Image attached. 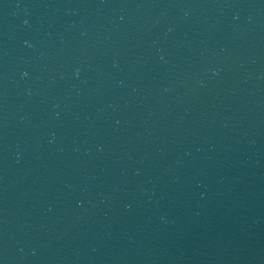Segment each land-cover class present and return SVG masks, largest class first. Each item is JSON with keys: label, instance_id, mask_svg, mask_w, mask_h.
<instances>
[{"label": "water", "instance_id": "obj_1", "mask_svg": "<svg viewBox=\"0 0 264 264\" xmlns=\"http://www.w3.org/2000/svg\"><path fill=\"white\" fill-rule=\"evenodd\" d=\"M0 264H264V0H0Z\"/></svg>", "mask_w": 264, "mask_h": 264}]
</instances>
